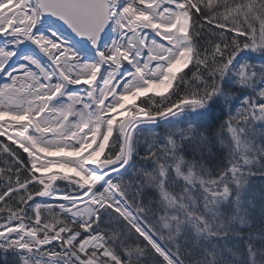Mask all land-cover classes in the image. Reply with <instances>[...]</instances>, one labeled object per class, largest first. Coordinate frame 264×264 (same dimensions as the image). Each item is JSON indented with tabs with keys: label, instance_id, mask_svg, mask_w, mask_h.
Listing matches in <instances>:
<instances>
[{
	"label": "snow or ice",
	"instance_id": "1",
	"mask_svg": "<svg viewBox=\"0 0 264 264\" xmlns=\"http://www.w3.org/2000/svg\"><path fill=\"white\" fill-rule=\"evenodd\" d=\"M0 165V264H264V0H0Z\"/></svg>",
	"mask_w": 264,
	"mask_h": 264
},
{
	"label": "trees",
	"instance_id": "2",
	"mask_svg": "<svg viewBox=\"0 0 264 264\" xmlns=\"http://www.w3.org/2000/svg\"><path fill=\"white\" fill-rule=\"evenodd\" d=\"M2 166V165H0ZM252 183L255 185L257 191L260 190V185L264 183V178H261L259 176H253L252 177ZM253 218H254V224H253V229H258L261 226V221H260V213L258 208L253 212Z\"/></svg>",
	"mask_w": 264,
	"mask_h": 264
},
{
	"label": "bare ground",
	"instance_id": "3",
	"mask_svg": "<svg viewBox=\"0 0 264 264\" xmlns=\"http://www.w3.org/2000/svg\"><path fill=\"white\" fill-rule=\"evenodd\" d=\"M160 90H163V86H161V89ZM54 170V169H53Z\"/></svg>",
	"mask_w": 264,
	"mask_h": 264
},
{
	"label": "rangeland",
	"instance_id": "4",
	"mask_svg": "<svg viewBox=\"0 0 264 264\" xmlns=\"http://www.w3.org/2000/svg\"><path fill=\"white\" fill-rule=\"evenodd\" d=\"M55 170V169H54Z\"/></svg>",
	"mask_w": 264,
	"mask_h": 264
}]
</instances>
